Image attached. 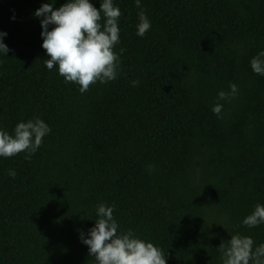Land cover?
<instances>
[{"label":"trees","instance_id":"obj_1","mask_svg":"<svg viewBox=\"0 0 264 264\" xmlns=\"http://www.w3.org/2000/svg\"><path fill=\"white\" fill-rule=\"evenodd\" d=\"M141 2L144 38L135 0H114L122 70L81 94L45 67L34 16L66 0H0L12 50L0 56V129L36 117L51 128L30 159L0 158V264H95L78 230L94 227L100 203L167 264H222L217 249L237 233L264 243V225L242 223L264 204V76L250 67L264 50V0Z\"/></svg>","mask_w":264,"mask_h":264},{"label":"clouds","instance_id":"obj_2","mask_svg":"<svg viewBox=\"0 0 264 264\" xmlns=\"http://www.w3.org/2000/svg\"><path fill=\"white\" fill-rule=\"evenodd\" d=\"M100 7L93 0H66L59 8L44 3L35 11L42 28V48L46 50L45 67L52 71L56 67L65 82L78 85L83 94L97 83L107 84L118 79L121 68L120 18L122 12L114 0H100ZM138 23L136 35L144 38L152 28L141 0H135ZM51 29V30H50ZM7 33L0 31V56L8 57L12 51L4 42ZM254 74L264 76V50L250 60ZM139 80L131 81L136 87ZM230 91H220L217 103L211 111L218 118L223 110L219 101L230 102L238 94V86L229 85ZM51 128L44 120L36 117L19 122L12 133L0 129V158H11L21 153L30 159L42 146ZM152 170V166H149ZM15 178L16 172L8 170ZM115 207L100 203L95 208L97 219L94 227L78 230L81 243L87 246L95 264H167V255L152 242L139 238L132 229L123 230L114 216ZM248 228L264 225V204L257 203L253 212L242 221ZM217 252L222 264H264V243L256 244L250 236L239 233L222 242Z\"/></svg>","mask_w":264,"mask_h":264}]
</instances>
